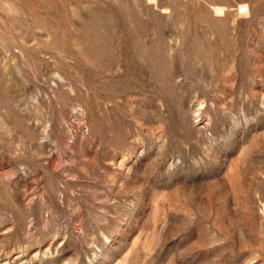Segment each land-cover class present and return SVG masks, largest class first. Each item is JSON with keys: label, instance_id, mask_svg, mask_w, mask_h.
Returning a JSON list of instances; mask_svg holds the SVG:
<instances>
[{"label": "rangeland", "instance_id": "1", "mask_svg": "<svg viewBox=\"0 0 264 264\" xmlns=\"http://www.w3.org/2000/svg\"><path fill=\"white\" fill-rule=\"evenodd\" d=\"M0 264H264V0H0Z\"/></svg>", "mask_w": 264, "mask_h": 264}]
</instances>
